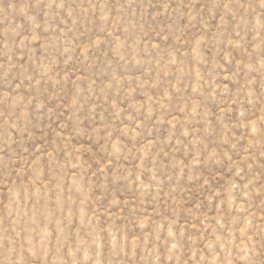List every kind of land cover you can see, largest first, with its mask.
<instances>
[{
	"label": "rangeland",
	"instance_id": "1",
	"mask_svg": "<svg viewBox=\"0 0 264 264\" xmlns=\"http://www.w3.org/2000/svg\"><path fill=\"white\" fill-rule=\"evenodd\" d=\"M0 264H264V0H0Z\"/></svg>",
	"mask_w": 264,
	"mask_h": 264
}]
</instances>
